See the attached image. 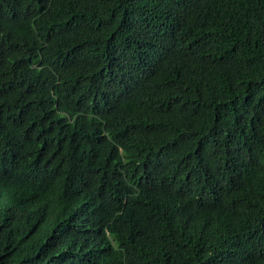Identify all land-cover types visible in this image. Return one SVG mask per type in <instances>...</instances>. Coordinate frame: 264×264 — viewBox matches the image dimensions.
I'll use <instances>...</instances> for the list:
<instances>
[{
    "label": "trees",
    "instance_id": "trees-1",
    "mask_svg": "<svg viewBox=\"0 0 264 264\" xmlns=\"http://www.w3.org/2000/svg\"><path fill=\"white\" fill-rule=\"evenodd\" d=\"M0 264H264V0H0Z\"/></svg>",
    "mask_w": 264,
    "mask_h": 264
}]
</instances>
